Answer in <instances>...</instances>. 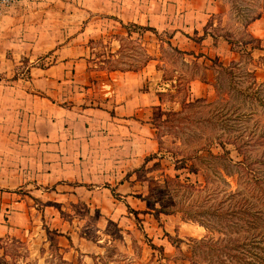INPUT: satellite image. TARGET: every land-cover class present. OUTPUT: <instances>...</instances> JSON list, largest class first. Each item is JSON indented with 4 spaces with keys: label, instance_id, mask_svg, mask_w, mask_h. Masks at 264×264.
Returning a JSON list of instances; mask_svg holds the SVG:
<instances>
[{
    "label": "crops",
    "instance_id": "0c3cea01",
    "mask_svg": "<svg viewBox=\"0 0 264 264\" xmlns=\"http://www.w3.org/2000/svg\"><path fill=\"white\" fill-rule=\"evenodd\" d=\"M226 10L223 0H18L0 9V238L24 240L34 213L41 222L50 215L65 226L49 201L101 206L105 195L115 206L147 209L136 169L148 167L152 160L146 158L160 150L153 113L164 109L159 94L176 80H166L158 59H150V30L141 35L149 58L141 69L109 71L99 64L119 58L122 38L140 34H129L125 26L136 24L168 35L174 47L193 52L185 56L209 71L208 57L223 61L236 52L212 33L201 42L194 37L204 34L211 16ZM253 25L264 48V17ZM94 41L103 44L96 47ZM99 53L102 60L96 61ZM199 78L189 83L192 98L212 86ZM57 231L64 259L81 252L95 264L93 257L99 260L105 252L101 238ZM49 234L45 227L41 242L29 238L30 247L46 246Z\"/></svg>",
    "mask_w": 264,
    "mask_h": 264
},
{
    "label": "rangeland",
    "instance_id": "374dc122",
    "mask_svg": "<svg viewBox=\"0 0 264 264\" xmlns=\"http://www.w3.org/2000/svg\"><path fill=\"white\" fill-rule=\"evenodd\" d=\"M223 2L227 10L221 20H214L212 29L222 35L218 39L226 41L236 54H229L230 57L224 59L222 65L218 59L208 57L205 68L209 71L192 57L180 55L170 47L167 44L168 35L158 36L162 39L160 45L150 31V56L158 59V68L163 71L164 78L176 82L162 92L166 103L164 109H156L153 113L160 149L154 153L157 157L148 167L142 165L136 169L139 191L142 192L140 197L146 201L147 207L140 211L139 222L130 212L129 204L127 209L123 204L117 203L115 206L110 200L111 196L103 195L106 202L104 205L99 203L101 206L98 202L89 206L82 200L74 203L49 201L58 204L60 216L66 225H60L50 215L43 217L44 222H41L40 214L34 213L30 234L25 235L24 240L12 236L0 238V264H93L92 260L89 263L85 261L81 252L73 253L71 260L64 259L54 232L66 228L68 231L76 230L87 239H102L105 252L99 260H96L97 256L93 257L95 264H189L195 240L204 237L206 230L198 221L189 218L186 212L200 208L205 193L174 186L172 180L202 189L206 184L205 168L213 178L211 188L216 189L211 191L236 187V176L226 175L222 162L212 158L209 153L224 154L227 150L234 161H239L242 156L233 142L254 141L255 137L264 133V64L258 63L264 51L252 49L254 60L251 61L244 50L251 48L252 44L259 46V42L253 40L250 44L245 43L246 38L242 33L247 13L250 10L255 14L263 11L264 0ZM125 27L128 32L140 34L133 39L124 37L122 54L111 62L123 67L140 65L148 58L146 45H143L145 39L141 36L145 30L132 25ZM249 31L256 33L254 25L249 26ZM92 43L96 47L103 44L102 41ZM101 55L99 53V58L95 60H102ZM99 66V69L108 70L110 63ZM252 70L255 71L254 76ZM195 78L212 86H209L210 90L204 89L202 95L192 98L189 83ZM184 97L188 103L182 102ZM251 141L247 144L251 157L261 156L264 145ZM203 156L206 157L205 163L200 159ZM155 163L159 165L154 166ZM194 166L199 167V171ZM110 189L115 190L111 186ZM20 192L23 195L28 193L25 189ZM34 200L37 208L41 209L42 202L37 198ZM153 205L157 209L150 210ZM162 207L174 213L157 211ZM154 214H158V218ZM45 227L52 233L49 234L50 242L46 246L38 243L35 249L30 247L32 240L29 241V238L41 242Z\"/></svg>",
    "mask_w": 264,
    "mask_h": 264
},
{
    "label": "trees",
    "instance_id": "16d2710c",
    "mask_svg": "<svg viewBox=\"0 0 264 264\" xmlns=\"http://www.w3.org/2000/svg\"><path fill=\"white\" fill-rule=\"evenodd\" d=\"M263 15L264 10L256 14L252 13L251 10L247 13L246 20H244L242 24L244 28L242 33L246 38L245 43L250 44L253 40L259 41L249 31V26ZM222 17L223 14L211 16L204 27V34L194 37V40L201 42L209 33H212L214 39L217 41L218 37L222 35L213 32L212 24L216 18L221 20ZM130 25L145 31L150 30L158 36L160 35L153 27H145L136 24ZM129 34H131V32H129ZM229 42L232 43L230 40ZM167 43L180 55H194L193 52H184L174 47L170 40ZM255 48L261 47L252 44L251 48H246L244 50L251 61L254 60L252 57V49ZM261 50L264 51V48L262 47ZM153 58L154 57L150 56V59ZM148 59L149 58L140 65L130 67H123L116 63H112L111 61L113 60L104 62L110 63L108 67L109 71L117 69L139 70L146 64ZM218 62L220 65L223 64L219 59ZM258 63L264 64V55L259 58ZM252 73V76H254L255 71L252 70ZM159 95L160 98L163 99V93ZM171 95L173 98L175 97V95ZM182 102L188 103L186 97L183 98ZM250 141L243 140L242 143L239 141L233 142L238 153L242 156V159L239 161H234L233 158L229 156L227 150L224 154L209 153L212 158L222 162V169L226 175L236 176V187L233 188L230 186L223 191L217 190V192H214L216 189L211 188L213 178L205 168L204 174L206 184L202 189L172 180L174 186L186 187L197 190L200 193H205L204 201L202 202L203 205L197 210L186 212L189 218L198 221L206 230V235L204 237L195 240L192 247V255L189 258L190 264H264V152H262L261 156L251 157V153H249L250 147L247 145ZM256 142L257 144L264 145V133L255 137L254 141H251L253 144ZM156 157V154H152L146 158V161L153 160ZM205 158L206 157L203 156L200 159H203L205 163ZM155 165L159 164L155 163L154 166ZM194 168L196 171L200 169L197 166H194ZM227 183L231 185L230 182ZM106 187L110 188L109 184H106ZM111 191L115 197H120L114 189H111ZM47 204L58 206V204L51 202H47ZM128 208L139 222L140 211L130 206H128ZM153 208L156 207H154V205L153 207L150 206V210ZM157 211L166 214L174 213L173 210L165 207L158 208ZM154 216L158 218V214H154ZM54 233L59 234L60 232L57 231Z\"/></svg>",
    "mask_w": 264,
    "mask_h": 264
},
{
    "label": "built area",
    "instance_id": "2783aa9c",
    "mask_svg": "<svg viewBox=\"0 0 264 264\" xmlns=\"http://www.w3.org/2000/svg\"><path fill=\"white\" fill-rule=\"evenodd\" d=\"M18 0H0V9H6L14 6Z\"/></svg>",
    "mask_w": 264,
    "mask_h": 264
}]
</instances>
